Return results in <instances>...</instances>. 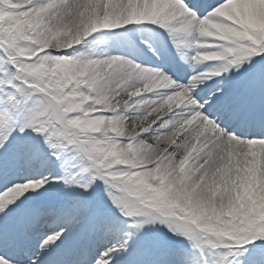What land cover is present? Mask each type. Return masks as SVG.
Here are the masks:
<instances>
[{"label":"snow or ice","instance_id":"1","mask_svg":"<svg viewBox=\"0 0 264 264\" xmlns=\"http://www.w3.org/2000/svg\"><path fill=\"white\" fill-rule=\"evenodd\" d=\"M0 264H264V0H0Z\"/></svg>","mask_w":264,"mask_h":264}]
</instances>
